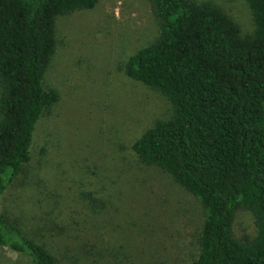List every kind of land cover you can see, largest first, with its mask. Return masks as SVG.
<instances>
[{"label":"trees","instance_id":"trees-1","mask_svg":"<svg viewBox=\"0 0 264 264\" xmlns=\"http://www.w3.org/2000/svg\"><path fill=\"white\" fill-rule=\"evenodd\" d=\"M149 1L159 35L123 71L163 95L173 116L144 131L132 151L199 203L203 221L192 264H264V0H246L255 30L245 36L212 1ZM97 2L0 0V199L30 161L40 117L59 100L43 84L57 49L56 20ZM87 199L91 213L100 215L94 210H102L101 201L106 206L105 198ZM238 209L253 216V238L234 235ZM95 219L83 220L81 244L71 248L66 229L43 228L38 239L0 210V246L33 264H97L96 256L109 255L94 253ZM45 234L64 236L60 256L45 244Z\"/></svg>","mask_w":264,"mask_h":264},{"label":"rangeland","instance_id":"rangeland-1","mask_svg":"<svg viewBox=\"0 0 264 264\" xmlns=\"http://www.w3.org/2000/svg\"><path fill=\"white\" fill-rule=\"evenodd\" d=\"M195 1L216 3L241 36L254 32L246 0ZM158 35L149 0H98L91 10L57 18V49L43 84L57 91L59 100L40 117L30 161L0 199V210L26 233L53 227L63 234L66 229L65 239L77 248L83 220L95 217L94 253L109 255L103 261L96 256L97 264H192L197 259L199 203L132 151L144 131L173 116L163 95L123 71L127 60ZM101 195L106 206L101 201L102 210H94L100 215L94 216L85 200ZM74 221L77 226L69 225ZM232 229L238 238H253L251 213L236 210ZM49 236L43 241L60 256L64 236ZM0 264L33 263L0 246Z\"/></svg>","mask_w":264,"mask_h":264}]
</instances>
